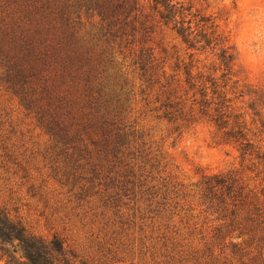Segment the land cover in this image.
Segmentation results:
<instances>
[{"label": "rangeland", "instance_id": "obj_1", "mask_svg": "<svg viewBox=\"0 0 264 264\" xmlns=\"http://www.w3.org/2000/svg\"><path fill=\"white\" fill-rule=\"evenodd\" d=\"M183 1L194 30L190 38L212 30L227 38L234 52L232 76L221 78L219 45L203 48L199 41L190 47L161 24L150 42L159 71L182 81L187 66L193 76L227 83L233 114L264 152V0ZM0 18L11 22L6 0H0ZM98 25L97 17L81 14L78 33L89 39ZM111 46L113 71L126 82L117 120L125 135L123 155L118 162L104 161L100 147L88 143H100V134L89 132L77 171L38 122L36 107L28 109L15 92L20 88L10 82V63L0 47V208L31 234L61 238L76 264H264V240L243 246L239 258L232 256L230 240L214 239L221 222L196 189L203 176L229 171L249 188H262L260 178L247 170L235 147L217 144L210 123L200 120L174 132L175 123L159 118L158 86L146 90L129 50Z\"/></svg>", "mask_w": 264, "mask_h": 264}, {"label": "trees", "instance_id": "obj_2", "mask_svg": "<svg viewBox=\"0 0 264 264\" xmlns=\"http://www.w3.org/2000/svg\"><path fill=\"white\" fill-rule=\"evenodd\" d=\"M6 4L11 8V22L0 18V47L10 63V82L20 88L15 92L22 95L28 109L36 107L38 122L67 155L72 169L79 170L76 164L87 155L84 144L100 147L106 162L109 158L118 162L123 155L125 135L117 120L126 82L113 71L107 55L112 54V43H117L129 50L145 89L158 86L154 100L161 102L159 118L175 123L174 132L200 120L210 123L217 144L235 147L241 162H247V170L263 184L262 188H249L232 171L202 177L197 194L221 222L214 239L219 244L230 240L231 254L239 258L245 256L243 246L264 240V152L248 137L240 116L233 114L224 90L227 83L219 86L200 73L193 76L187 66L182 81L166 76L165 70L159 71L162 68L150 43L154 27L161 24L170 26L190 47L199 41L203 48L219 45L221 78L229 80L234 52L226 37L212 30L190 38L194 30L183 0H6ZM81 14L98 19L89 39L78 33ZM99 42L107 47L100 48ZM94 131L101 142L86 143L83 135ZM2 262L76 264L77 256L58 236L47 239L31 234L20 219L0 208Z\"/></svg>", "mask_w": 264, "mask_h": 264}]
</instances>
